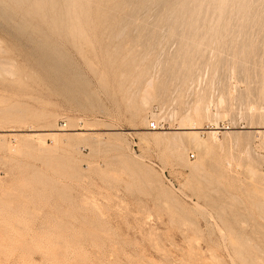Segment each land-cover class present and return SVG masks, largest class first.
I'll list each match as a JSON object with an SVG mask.
<instances>
[{"label":"rangeland","instance_id":"rangeland-1","mask_svg":"<svg viewBox=\"0 0 264 264\" xmlns=\"http://www.w3.org/2000/svg\"><path fill=\"white\" fill-rule=\"evenodd\" d=\"M0 264H264V0H0Z\"/></svg>","mask_w":264,"mask_h":264},{"label":"bare ground","instance_id":"bare-ground-1","mask_svg":"<svg viewBox=\"0 0 264 264\" xmlns=\"http://www.w3.org/2000/svg\"><path fill=\"white\" fill-rule=\"evenodd\" d=\"M217 6H218V5H217ZM243 8H244V7H243ZM225 10H226V9H225ZM218 11H219V10H218ZM220 12H221V11H220ZM225 12H227V11H225ZM235 19H236V18H235ZM147 86H148V83H147ZM161 110H162V109H161ZM49 120H50V119H49ZM51 121H52V120H51ZM47 122H48V121H47ZM50 124H51V123H50ZM53 124H54V123H53ZM150 124H151V123H150ZM150 124H149V126H150ZM180 125H182V124H180ZM50 126H51V125H50ZM52 126H53V125H52ZM180 127L183 128L184 126H183V127L180 126ZM189 128H193V126L190 127V125H189ZM189 128H187V129H189ZM212 129H214V130H213V131L211 130V134H212V136H214V134H216V132H217L216 130L219 129L218 124H216V125L214 124V126H213ZM190 130H191V129H190ZM71 131H72V130H71ZM188 132H189V131H188ZM192 132H193V131H192ZM185 134H188V133H185ZM46 135H48L47 137H49V136H50V137H53V139H52L53 141H52V140H51V141L56 143V141H57V137H56V135H55L54 132H53V133H52V132L47 133ZM63 135H64V134H63ZM190 135H191V133L188 135V137H189ZM162 136H163V134H162ZM185 136H187V135H185ZM195 136H196L195 133H193V135H191L190 138H191L192 140H195V138L197 139V137H195ZM212 136H211V137H212ZM262 136H263V135H262ZM65 137H66V136H65ZM164 138H165V137H164ZM167 138H168V137H167ZM213 138H215V137H213ZM40 139H41V143H42L43 140H44L43 137H41ZM64 139H66V138H64ZM211 140H212V139H211ZM193 142H194V141H193ZM195 142H197V140H196ZM214 142H216L215 139H214ZM41 143H39V144H41ZM43 143H44V142H43ZM55 143H54V144H55ZM197 143H198V142H197ZM197 143H196V144H197ZM56 144H57V143H56ZM43 145H44V144H42V146H43ZM194 145H195V144H194ZM46 146H48V145H46ZM52 146L54 147V145H52ZM38 147H39V146H38ZM44 148H45V147H44ZM40 150H41V149H40ZM42 150H43V149H42ZM42 150H41V151H42ZM45 150H46V148H45ZM45 150H43V152H44ZM41 151H40V152H41ZM47 152H48V149H47ZM47 152H45V153H47ZM40 154H41V153H40ZM43 154H44V153H43Z\"/></svg>","mask_w":264,"mask_h":264},{"label":"built area","instance_id":"built-area-1","mask_svg":"<svg viewBox=\"0 0 264 264\" xmlns=\"http://www.w3.org/2000/svg\"><path fill=\"white\" fill-rule=\"evenodd\" d=\"M149 127H150L152 130H155V129L158 128V124L152 122V123L150 124Z\"/></svg>","mask_w":264,"mask_h":264}]
</instances>
